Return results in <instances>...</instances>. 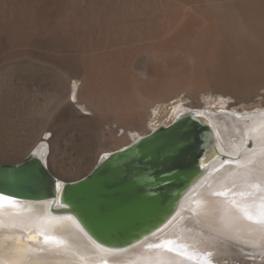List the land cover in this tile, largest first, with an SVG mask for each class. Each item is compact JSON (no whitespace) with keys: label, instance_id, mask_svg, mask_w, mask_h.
Segmentation results:
<instances>
[{"label":"rangeland","instance_id":"1","mask_svg":"<svg viewBox=\"0 0 264 264\" xmlns=\"http://www.w3.org/2000/svg\"><path fill=\"white\" fill-rule=\"evenodd\" d=\"M254 8L264 0H0V164L45 137L50 169L76 180L132 131L172 122L177 104L264 105V68L249 69L264 43V18L245 24ZM79 87L94 99L87 111Z\"/></svg>","mask_w":264,"mask_h":264},{"label":"bare ground","instance_id":"2","mask_svg":"<svg viewBox=\"0 0 264 264\" xmlns=\"http://www.w3.org/2000/svg\"><path fill=\"white\" fill-rule=\"evenodd\" d=\"M257 12L255 9L247 14V26L259 24L264 18L262 11ZM257 46L259 48H255L249 68L256 71L264 68V43ZM88 67L90 65L81 64L79 74L89 80L93 72ZM227 67V73L231 74V65ZM85 89H74L72 95L77 103L85 101L83 109L87 111V105L94 104V99L92 101V95H89V88ZM215 104V101H206L198 106L180 103L173 108L172 122L190 113L207 118L215 133L217 152L208 147L203 163H210L209 175L183 199L177 218L167 227L126 250L107 251L93 243L68 219L60 221L71 225V233L52 229L50 225L57 221L44 225L41 220L48 212V203L25 204L13 200L14 206H8L0 201V264H264V224L255 219L264 217V105L251 110L245 107L226 109L227 101L222 99L220 104L223 107L216 110L213 108ZM157 121L160 123L151 122L150 129L144 133H129L131 139L120 147L124 148L160 126L172 123H162L163 119L159 117ZM46 139H39L31 152L41 156L49 166L51 152ZM249 140L252 142L250 148L246 145ZM110 152V149L100 151L97 161ZM221 154L229 158L222 160ZM63 182L65 180L58 177L60 188ZM218 192H225L226 198L214 195ZM233 200L245 203L254 219H234L225 214L224 205ZM31 231L40 233L42 239H31ZM44 234L63 240L65 246L46 243ZM169 241L168 247H158Z\"/></svg>","mask_w":264,"mask_h":264},{"label":"water","instance_id":"3","mask_svg":"<svg viewBox=\"0 0 264 264\" xmlns=\"http://www.w3.org/2000/svg\"><path fill=\"white\" fill-rule=\"evenodd\" d=\"M214 140L207 118L183 114L108 153L89 173L65 180L61 188L45 160L31 152L21 163L0 164V195L19 203H48L44 225L71 217L103 250H126L177 218L183 199L209 175L211 165L203 159L208 147L217 152ZM246 145L250 148L251 140ZM21 175L29 178L21 180ZM129 200L134 209L113 216L114 206ZM89 201L105 210L109 223L101 225L86 211ZM29 237L42 239L36 231Z\"/></svg>","mask_w":264,"mask_h":264},{"label":"snow or ice","instance_id":"4","mask_svg":"<svg viewBox=\"0 0 264 264\" xmlns=\"http://www.w3.org/2000/svg\"><path fill=\"white\" fill-rule=\"evenodd\" d=\"M19 178L21 180H24V179H28L29 177L21 175ZM214 195L226 198L225 192H218L215 193ZM0 201H3L8 206H14V201L9 199V197L7 196L0 195ZM134 207L135 204L134 201L132 200L121 202L119 205L114 206L113 216L118 215L122 211H131L134 209ZM223 210L225 214L231 215L234 219H240L241 217H246L250 221L254 219L251 209L243 202H237L235 200L230 201L229 204L224 205ZM86 211L93 214L101 225H106L107 223L110 222V218L107 216L105 210L102 207L96 206L94 203L90 201L86 204ZM67 219L72 221V223H76V227H79V224L73 218L69 217ZM255 219L258 223L264 224V217L255 218ZM50 227L56 231L71 233V225L64 221H57L51 224ZM80 230L83 231V229ZM43 238L45 242L48 244L65 246V242L63 240H59L54 236L44 234ZM169 244H171L170 241L162 242V244L158 245V247H168Z\"/></svg>","mask_w":264,"mask_h":264}]
</instances>
